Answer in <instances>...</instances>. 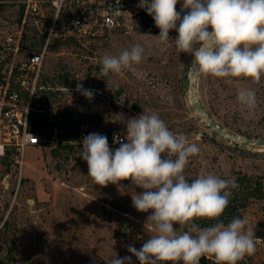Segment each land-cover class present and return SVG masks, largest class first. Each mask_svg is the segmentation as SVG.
<instances>
[{
	"label": "rangeland",
	"instance_id": "rangeland-1",
	"mask_svg": "<svg viewBox=\"0 0 264 264\" xmlns=\"http://www.w3.org/2000/svg\"><path fill=\"white\" fill-rule=\"evenodd\" d=\"M32 1L38 3L39 25L31 22L29 0H0V78L11 62L41 49L45 30L54 20L52 0ZM128 1L144 15L142 26L131 33L100 29L94 36L71 38L67 15L73 0L57 19L42 84L53 87L54 116L60 118L58 134L47 128L45 142L27 147L22 171L13 155L0 157V257L8 264H108L115 255L131 256L129 245L139 249L154 234L145 223L151 210L141 213L132 206L131 194L142 189L132 188L130 181H121L124 188L101 187L87 176L78 137L83 122H90V133L106 136L114 150L119 145L111 140L112 131L125 136L129 118L143 112L156 114L170 131L185 135L200 149L189 158L184 171L187 179L207 174L233 179L240 173L264 178V148L237 144L199 118L190 101L193 57L179 53L174 44L159 43L154 36L160 30L139 7L140 0ZM181 3L176 6L178 12ZM169 35L175 39L177 32L171 30ZM9 36L13 40H7ZM136 43L145 47L146 58L134 71L100 76L104 54L118 55ZM195 79L198 99L219 124L241 136L264 140V76L259 83L247 78L231 82L212 76ZM77 83L94 91L93 102L76 90ZM62 86V90L57 88ZM244 89L256 94L254 110L237 100ZM243 218L254 229L256 251L237 264H264V200L253 201ZM131 258L132 264H139L135 256ZM206 260L216 264L212 256Z\"/></svg>",
	"mask_w": 264,
	"mask_h": 264
},
{
	"label": "clouds",
	"instance_id": "clouds-1",
	"mask_svg": "<svg viewBox=\"0 0 264 264\" xmlns=\"http://www.w3.org/2000/svg\"><path fill=\"white\" fill-rule=\"evenodd\" d=\"M178 3L181 0H140L139 7L160 30L154 36L159 43L174 44L179 53L193 57L189 67L193 77L261 81L264 0H182L179 12ZM171 30L177 32L175 39L169 35ZM145 58L140 43L118 55L104 54L100 76L134 71ZM76 90L89 100L94 98V91L82 83H77ZM237 100L249 110L257 105L252 89L239 91ZM125 127L126 142L114 136V143L119 144L114 150L104 135L84 136L81 158L96 185L124 188L121 181H130L132 188L143 190L131 194L132 206L141 213L151 210L145 223L154 234L139 249L129 245L131 256L115 255L108 264H132V256L139 264H200L207 256L214 257L216 264H237L255 253L254 229L246 218L234 217L227 225L218 220L238 187L235 179L213 174L187 179L184 171L189 158L200 149L185 135L170 131L156 114L143 112L129 118ZM200 218L217 222L201 228L195 223Z\"/></svg>",
	"mask_w": 264,
	"mask_h": 264
},
{
	"label": "built area",
	"instance_id": "built-area-1",
	"mask_svg": "<svg viewBox=\"0 0 264 264\" xmlns=\"http://www.w3.org/2000/svg\"><path fill=\"white\" fill-rule=\"evenodd\" d=\"M73 1L72 12L67 15L69 24L67 33L74 39L97 35L100 29L131 33L143 24V12L140 8L131 6L128 0ZM68 2L69 0H52L55 17L52 24L45 30L43 46L37 51L22 55L16 63L11 62L7 66L6 73L0 78V157L13 155L15 161L19 163L21 171L25 165L27 147L38 145L48 138L47 133L31 131L32 112H36L38 117L43 119L44 125L51 130L52 134L55 136L58 134L60 118L54 116L53 96L55 94L52 86L42 84V73L49 43L55 37V30L59 24L57 19ZM28 11L34 16L31 20L32 24L39 25L41 18L36 16L39 13L38 3L29 0L27 2ZM7 40H13V36H9ZM18 52L19 48L17 47L15 53ZM57 88L64 89L63 86ZM87 100L93 102L94 98ZM91 130L90 122L81 123L78 130L80 142ZM114 136L126 142L121 131H112L111 140L113 143ZM199 136H202V133H199Z\"/></svg>",
	"mask_w": 264,
	"mask_h": 264
},
{
	"label": "trees",
	"instance_id": "trees-1",
	"mask_svg": "<svg viewBox=\"0 0 264 264\" xmlns=\"http://www.w3.org/2000/svg\"><path fill=\"white\" fill-rule=\"evenodd\" d=\"M23 12H24V8L22 10V14ZM44 42H45V36L42 40V43ZM31 131L42 134L47 133V128L44 125L43 119L39 118L36 112H32L31 114ZM54 153L55 155H58L59 153L58 149H56ZM9 154H11V151H9ZM233 179H235L238 187L236 189H233V193L229 205L224 210L221 217L218 218V220L224 222L225 225H227L234 217L243 218L244 210L253 201L264 200V178L262 177L254 178L252 176H249L247 173H240ZM216 222L217 221L215 220H208L205 218H200L195 220V223L201 228L210 227ZM0 261L2 262V264H8L7 261H5L1 257H0ZM200 264H207L206 257L201 258Z\"/></svg>",
	"mask_w": 264,
	"mask_h": 264
},
{
	"label": "water",
	"instance_id": "water-1",
	"mask_svg": "<svg viewBox=\"0 0 264 264\" xmlns=\"http://www.w3.org/2000/svg\"><path fill=\"white\" fill-rule=\"evenodd\" d=\"M189 86L191 91L190 101L193 109L198 113L199 118L203 120L211 129H213L216 133L219 135L229 138L241 145L248 146V147H260L264 148V140L263 139H254V138H248L241 136L237 132H234L215 120L211 114H209L201 101L198 99L197 95V82L195 77L191 76V79L189 80ZM0 264L2 262L0 261Z\"/></svg>",
	"mask_w": 264,
	"mask_h": 264
}]
</instances>
